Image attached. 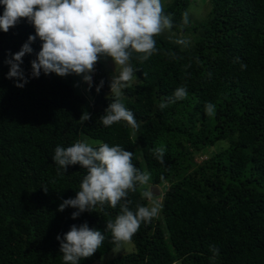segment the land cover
<instances>
[{"label": "trees", "instance_id": "1", "mask_svg": "<svg viewBox=\"0 0 264 264\" xmlns=\"http://www.w3.org/2000/svg\"><path fill=\"white\" fill-rule=\"evenodd\" d=\"M207 4V14L197 19L188 14L191 0H172L163 11L173 28L155 37L157 53L143 62L134 55L139 82L121 101L138 130L124 121L100 122L113 99L101 63L87 92L79 76L43 72L15 87L4 61L35 29L21 18L7 33L0 30V264H63L57 235L85 222L103 233L106 221L120 214L119 205L76 219V209L58 211L75 197L86 169L70 165L58 174L54 150L81 137L120 145L133 153L135 167L150 173L148 185L129 193L130 210L146 205L142 193L150 185L163 190L158 216L132 237L135 251L105 264H264V0ZM179 38L189 45L175 43ZM41 43L37 38L23 57L28 77ZM179 87L187 98L161 110ZM206 103L215 105L213 116L205 113ZM84 111L91 119L82 124ZM161 145L164 164L152 152ZM104 234L103 246L80 264H95L112 251L111 233ZM211 245L219 249L214 261Z\"/></svg>", "mask_w": 264, "mask_h": 264}, {"label": "clouds", "instance_id": "2", "mask_svg": "<svg viewBox=\"0 0 264 264\" xmlns=\"http://www.w3.org/2000/svg\"><path fill=\"white\" fill-rule=\"evenodd\" d=\"M0 4L5 6L0 15V30L7 33L21 18H26L35 29V35H29L20 50L4 61L9 66L6 78L14 80L15 87L23 88L29 78H39L43 72L60 77L79 76L90 91L96 64L110 58L114 70L108 86L113 99L99 120L105 127L124 121L133 130L139 129L134 113L126 108L121 97L125 89L139 82L138 69L131 62L134 55L138 54L136 58L140 62L148 60L158 51L155 37L173 28L172 17L164 13L161 0H0ZM183 23H188L187 13ZM37 38L42 42L41 48L31 61L28 77L21 65L23 57L33 52L31 45ZM175 43L187 47L190 41L179 38ZM143 75L147 77V73ZM104 84L102 78L96 86L97 93ZM186 98V88L179 87L172 97L159 104V108L163 110ZM205 113L213 116L215 105L206 103ZM90 119L91 114L84 111L79 121L83 124ZM152 152L161 164L165 163L166 148L163 145ZM132 157L133 153L120 145L110 146L102 141H90L88 137L71 146L55 148L52 159L58 174H62L61 170L66 173L70 165L78 164L86 169L79 191L74 198L63 200L58 211L63 212L68 207L76 209L71 214L72 219H76L97 207L120 206V214L106 221L103 233L85 222L79 226L73 224L63 237L57 235L63 264H80L82 259L90 258L103 246L104 233H111L113 253L120 252L131 242L142 223H149L158 216L161 205L155 199L159 198H155L150 189L142 193L144 198L152 201L150 206L138 204L135 211L128 206L131 203L127 199L129 193L150 181V173L135 167ZM43 190L47 193L48 188L43 187ZM209 250L213 253L210 261H214L219 249L211 245Z\"/></svg>", "mask_w": 264, "mask_h": 264}, {"label": "rangeland", "instance_id": "3", "mask_svg": "<svg viewBox=\"0 0 264 264\" xmlns=\"http://www.w3.org/2000/svg\"><path fill=\"white\" fill-rule=\"evenodd\" d=\"M172 0H161L163 7L166 6L167 4H169ZM208 0H191V6L188 10V14L192 17V18H197V19H202L205 17V15L207 14L208 10H209V6L207 4ZM98 63H101V66L104 70V72L106 73L107 79L109 81L110 79V75L112 74L113 70H114V65L111 61L110 58H108L107 60L101 59ZM137 83H134V85H136ZM87 84L84 83L82 91L83 92H87V88H86ZM110 92V90H109ZM83 137H81L80 139H82ZM90 141H93L89 138ZM220 146H222L220 144ZM218 148H211L209 150V152L213 151V150H217ZM202 160H204V157L202 158H196L195 161L197 163H200ZM148 189V187H147ZM162 189V188H161ZM163 192V190H162ZM159 204H160V198L159 199H155ZM152 203V201L147 200V203L145 206H150ZM135 251V247L134 244L132 242L125 244L124 247L122 248V250L118 253H113V251H110L109 253H107L106 255H104L98 262H96L95 264H105L109 261H111L114 258L123 256V255H127L130 253H133Z\"/></svg>", "mask_w": 264, "mask_h": 264}, {"label": "water", "instance_id": "4", "mask_svg": "<svg viewBox=\"0 0 264 264\" xmlns=\"http://www.w3.org/2000/svg\"><path fill=\"white\" fill-rule=\"evenodd\" d=\"M149 189L151 190V192L154 194L155 198H160L161 197V190L160 188H158L157 186H150Z\"/></svg>", "mask_w": 264, "mask_h": 264}]
</instances>
